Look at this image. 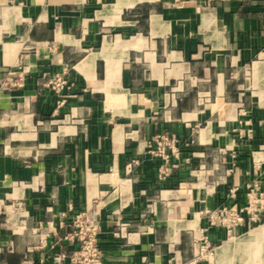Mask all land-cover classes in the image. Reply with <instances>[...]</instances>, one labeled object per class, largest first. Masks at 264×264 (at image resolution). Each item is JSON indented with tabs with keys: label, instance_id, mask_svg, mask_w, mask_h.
Instances as JSON below:
<instances>
[{
	"label": "crops",
	"instance_id": "1",
	"mask_svg": "<svg viewBox=\"0 0 264 264\" xmlns=\"http://www.w3.org/2000/svg\"><path fill=\"white\" fill-rule=\"evenodd\" d=\"M161 133L177 148L164 179ZM253 181L264 0H0V264H71L79 213L103 264H264V223L228 238L203 215Z\"/></svg>",
	"mask_w": 264,
	"mask_h": 264
},
{
	"label": "built area",
	"instance_id": "2",
	"mask_svg": "<svg viewBox=\"0 0 264 264\" xmlns=\"http://www.w3.org/2000/svg\"><path fill=\"white\" fill-rule=\"evenodd\" d=\"M15 72H8L2 85L4 87H18L22 85L21 76L13 77ZM49 85L60 92L67 87V82L60 75L49 81ZM175 138L168 133L157 134L153 138V145L149 152L159 156L162 163L159 167V178L164 179L172 173L170 165L172 153L177 152ZM238 186L229 190V196L236 198ZM204 217L209 227L222 228L228 238H233L240 229H249L264 223V190L259 181H253L246 186V200L242 204H224L216 208L207 209ZM66 238L76 240L79 248L71 256L61 254L59 260L69 258L71 264H103L104 253L98 237V226L92 225L79 213L73 220V230ZM215 247L210 243L207 235H202L198 240V256L210 257L214 254Z\"/></svg>",
	"mask_w": 264,
	"mask_h": 264
}]
</instances>
